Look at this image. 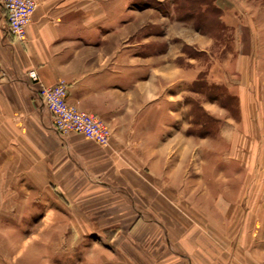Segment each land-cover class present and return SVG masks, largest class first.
<instances>
[{
    "label": "crops",
    "instance_id": "0c3cea01",
    "mask_svg": "<svg viewBox=\"0 0 264 264\" xmlns=\"http://www.w3.org/2000/svg\"><path fill=\"white\" fill-rule=\"evenodd\" d=\"M36 1L24 40L0 5V233L38 216L32 233L47 234L50 259L63 250L87 264H264V118L243 134L245 91L228 85L239 133L195 138L178 128L177 95L193 69L176 56L162 64L159 44L146 50L131 0ZM60 81L71 103L108 123V145L54 128L39 88Z\"/></svg>",
    "mask_w": 264,
    "mask_h": 264
},
{
    "label": "rangeland",
    "instance_id": "374dc122",
    "mask_svg": "<svg viewBox=\"0 0 264 264\" xmlns=\"http://www.w3.org/2000/svg\"><path fill=\"white\" fill-rule=\"evenodd\" d=\"M131 2V9L135 8V14L141 17L140 22L146 21L140 31L149 44L146 50L153 51L154 44H159L162 64L176 56L178 67L193 69V82L180 79L178 82V128L186 126L189 133L200 139H212L219 130L239 133L241 111L237 96L228 88L231 83L236 90L243 89L252 104L245 111L243 134L254 131L253 119L258 114L264 118V105L260 104H264V80L256 73V68L264 70V0ZM259 29L263 31L257 34ZM239 61L245 66L242 73L238 70ZM259 128L264 132V121L258 122ZM261 138L264 143V137ZM241 139L245 145L250 144L249 136ZM260 155L263 157L264 153H258V158ZM243 156L249 155L243 153ZM208 159L220 163L214 155ZM24 219L17 230L7 222V231L0 233V264H87L84 263L87 255L79 263L78 255L72 256L74 252L70 257H62L63 250L60 253L52 250L50 259L49 251L43 248L47 234L38 232V236H33L32 233V223L40 218L29 217V225Z\"/></svg>",
    "mask_w": 264,
    "mask_h": 264
},
{
    "label": "built area",
    "instance_id": "2783aa9c",
    "mask_svg": "<svg viewBox=\"0 0 264 264\" xmlns=\"http://www.w3.org/2000/svg\"><path fill=\"white\" fill-rule=\"evenodd\" d=\"M5 11L7 30L18 40L26 37V28L37 7L36 0H0ZM29 77L39 82L38 74L32 70ZM39 95L50 110L54 128L61 134L77 132L101 145H108L112 131L100 116L81 110L68 100V87L64 81L53 85H40Z\"/></svg>",
    "mask_w": 264,
    "mask_h": 264
}]
</instances>
